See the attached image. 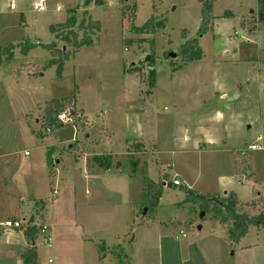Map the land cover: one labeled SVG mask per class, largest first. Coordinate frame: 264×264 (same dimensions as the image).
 Segmentation results:
<instances>
[{
  "label": "rangeland",
  "instance_id": "1",
  "mask_svg": "<svg viewBox=\"0 0 264 264\" xmlns=\"http://www.w3.org/2000/svg\"><path fill=\"white\" fill-rule=\"evenodd\" d=\"M207 1L44 0L39 11V0H0V46L53 42L61 52L62 47L63 53L70 52L71 47L49 31V26L65 21L70 9L76 22L86 13L100 25L92 46L69 53L60 77L56 65L42 68L50 54L40 46L24 55L19 45L12 59L1 63L0 222L27 215L35 195L47 210L42 222L55 221L56 232L73 226L74 218L83 225L88 216L84 190L94 182L92 200L100 197L105 202L93 206L106 218L104 224L94 220L105 227L96 252H105L103 264H119L126 253L132 260L124 264H153L155 237L151 233L144 248L138 244L142 229L137 226L143 224L141 220L154 221L175 238L190 239L196 226L184 231L177 223L200 218L202 211L184 203L186 185L199 193L219 192L225 180L233 188L229 192L235 191L243 202L251 200L254 191L264 199V15L256 0H213L208 30L197 34ZM151 14L164 19L165 27L136 32L133 26H141ZM182 34L198 39L203 53L199 60L187 64L176 56ZM64 97H73V119L84 117V125L67 120L50 136L39 137L35 132L41 125L43 103ZM253 142L261 149L249 151ZM48 149L51 164L46 159ZM239 151L250 152L252 170L243 164L241 170L235 168L233 154ZM109 152L108 170L91 162L92 155ZM248 171L252 177L245 179L243 172ZM176 173L186 183L183 189L170 183ZM163 174L168 179L162 182L150 215L146 207L140 210L143 180L157 182ZM133 219L136 222L131 224ZM128 221L129 240L136 236L133 247L127 237L123 243L125 236L116 240L114 233ZM7 233L0 240V264H16L19 244L10 243L17 239L16 233L15 238ZM252 234L251 230L245 239ZM34 242L35 264H46L53 257L51 246L41 233Z\"/></svg>",
  "mask_w": 264,
  "mask_h": 264
},
{
  "label": "trees",
  "instance_id": "2",
  "mask_svg": "<svg viewBox=\"0 0 264 264\" xmlns=\"http://www.w3.org/2000/svg\"><path fill=\"white\" fill-rule=\"evenodd\" d=\"M213 0H208L206 6H203L201 11V23L197 29V34H204L208 29L206 27V20L209 14L210 5ZM257 8L260 13L264 15V0H256ZM121 15H124V8H121ZM165 20H158L154 15L150 17L139 27L133 26L136 32H150L155 31L160 27H165ZM100 30V25L98 21L92 20L90 15L84 14L79 22H76L75 13L73 9L68 11V16L64 22L49 26V31L54 34L56 39L62 40L64 43L71 47L70 52H77L83 47H89L94 44L95 36ZM78 32L81 33L78 36ZM184 38L182 44L178 46V52L176 56L179 55L183 63L190 64L194 61L199 60L203 53L198 44V39L196 37L187 39L184 34L181 35ZM20 45V52L22 54H27L28 51L36 46L47 50L50 54V59H48L42 68L49 65H56L57 77L61 76V69L63 62L67 59L69 51L62 54L61 50L56 47L55 43L51 44H7L0 46V66L3 61L9 62L13 57V50L15 47ZM154 85L153 80V70L148 73V87L152 88ZM42 119L40 128L35 132L39 137L50 136L57 129L61 127V122L57 120V115L61 112H66L70 118L72 124L84 125L86 119L84 117H76V111L74 109L73 97L64 98H52L43 103L42 107ZM69 122V121H68ZM129 156V155H128ZM131 159V157H129ZM47 162L49 163V149L47 151ZM234 166L238 170H241V165L243 164L245 169H251V154L249 151L245 152H235L233 154ZM91 162L98 165L102 170H108L112 166V155L111 154H94L91 157ZM51 164V163H49ZM243 168V167H242ZM245 179L252 177L251 172H243ZM49 177L53 176L52 169L48 172ZM168 179L167 174H163L162 177L157 181H153L149 178L143 180L142 194H141V206L146 207V213L152 214L153 210L158 204L160 194L162 192L163 181ZM170 183L173 185L172 180ZM50 185L52 182L50 181ZM175 186V185H174ZM183 189V186L177 185ZM51 191L54 192L53 188L50 187ZM185 193L184 203L191 204L196 207V212H204L209 214L211 218L216 219L222 229H224L226 236L225 240L228 245L236 244L239 240L246 235L249 227L254 226L257 228H262L264 230V199L261 193L254 191L253 197L247 202L239 200L234 192H227L225 194H219L216 192L199 193L189 187L183 189ZM33 212L42 219L46 208L44 201L41 199L35 200L33 202ZM147 215V214H145ZM149 218V217H148ZM147 218V220H148ZM144 220V219H143ZM141 223H145L142 221ZM180 228L184 231H190L193 228V221H186L182 223H177ZM27 226L22 230L23 236L26 241V246L20 248L19 259L21 264H35L36 263V247H30L31 243L36 239L37 235L40 233L41 225L36 226L35 224H26Z\"/></svg>",
  "mask_w": 264,
  "mask_h": 264
},
{
  "label": "crops",
  "instance_id": "3",
  "mask_svg": "<svg viewBox=\"0 0 264 264\" xmlns=\"http://www.w3.org/2000/svg\"><path fill=\"white\" fill-rule=\"evenodd\" d=\"M105 154L112 155V153L110 152ZM231 162L232 160L230 161V164ZM42 166L45 168V165ZM231 171L232 167L229 169V172ZM174 176L180 180L181 185H186V183H184L183 179H180V176L177 173ZM224 179H226V176H224ZM98 183L99 186L105 188V186H103L100 182ZM90 184H87L84 190L83 206L86 208L84 213H87L88 216L84 218L83 225L77 222L76 218H74L72 224L73 226H75V228L73 226H68L58 233L55 231L57 223L53 221L52 223L50 222V225H48V223H44V221L42 222V219L46 213H44L42 219H39L38 216L33 212V206L27 208V215L21 218H13L23 221V229L27 226L26 222H28L29 224H35L36 226L44 223V225L47 226L48 235L50 237V243L48 245L51 246V252H53L52 254L54 257H48V259L51 258L53 264H103L106 260L104 251H100L99 255L96 254V252L99 253V249L97 248L99 244L97 242L100 241L103 237V231L105 230V227H99L98 225H95L94 222V220H98L103 221L104 224L106 223V218L104 216H101L102 213L97 211L95 207H93L95 205H104L103 203L105 202L100 197H95L94 200H92L91 192H96L95 190H93L96 185L94 182L91 184L92 186ZM228 184L229 182L223 180L220 185L221 190L219 192H210L225 194L229 192L230 189H233L229 188ZM186 187L189 186L186 185ZM234 193L237 196V193L235 191ZM75 194L76 191L73 192L74 201ZM138 194V198H140V192H138ZM59 196H57V199H59L58 201H60ZM238 196L237 198L240 199ZM33 197L34 201L41 199L40 197L38 199V196H36V198L35 195ZM73 206L76 207V204H74ZM73 211L75 212L74 208ZM205 216L206 214L203 213V215L197 219L192 220L191 217L187 218L188 221H193V225L196 226V232L193 231L191 235L192 237L187 240H180L175 238L170 231H165V229H163L161 225L156 224L154 221L145 222L143 223L144 225L141 224V226H137L139 229H142L139 237L140 242H138V244L140 243V245L145 248V243L147 242L146 240L153 234L152 237H155L156 240V258L151 259V262L153 264H264V230L262 228L252 226V229H250L249 227L246 235L241 238L238 243L234 245H228V242L225 240V236H223L224 231L220 228L218 221L211 218L210 215H208V228L204 230ZM30 218H32L31 222ZM214 220L215 223H212ZM133 222L136 221L133 219L131 224H133ZM140 222H142V220ZM162 223L163 222H160V224ZM131 224H129V221L124 223L123 225H121V227L123 226L121 228V231L115 230L114 233L117 237L116 240L121 238V236H125V239H123L122 242H126L128 238L127 241L130 242L131 247H133V245L137 242L135 234L132 235L131 239L129 240L131 231H129L128 229L132 227ZM59 226H61V224H59ZM88 229H90L91 231L89 233V236L85 237L84 232ZM251 230L253 234L249 236V239H245L251 232ZM4 232H10L7 233V237H14V233H16L15 237L17 239L15 240V242L10 243L19 244L17 254L18 259L16 261V264H21V261L19 259L20 248L26 246L27 244L22 230L16 229L12 231H6L0 228V240L3 238ZM118 233H120V235H118ZM5 240L8 239L6 238ZM142 243H144L145 245H143ZM32 244L35 245L34 247H36L34 241L31 243V245ZM135 247L136 245L134 246V250ZM121 259H123V261L120 260L119 264H124V260H132V257H130L128 253H126L125 256H123ZM141 264H143V262Z\"/></svg>",
  "mask_w": 264,
  "mask_h": 264
},
{
  "label": "built area",
  "instance_id": "4",
  "mask_svg": "<svg viewBox=\"0 0 264 264\" xmlns=\"http://www.w3.org/2000/svg\"><path fill=\"white\" fill-rule=\"evenodd\" d=\"M43 2L44 0H39L38 5H37V10L42 11L43 10ZM13 5L10 4V8H12ZM57 120L59 122H65V121H69L70 118L68 117L66 112H61L57 115ZM261 149V146L257 143V142H253L251 144L248 145V150L249 151H254V150H259ZM25 154H27V152H25ZM243 177L245 178V174H243ZM172 183L173 185L177 186L180 185V181L177 177H173L172 179ZM28 224V222H26ZM23 225V221L21 220H17V219H6L3 222H0V228L4 229V230H16V229H21ZM40 233L43 234V241L44 243L49 244L50 243V237L48 235V230H47V226L42 224L41 228H40ZM182 236L185 237L186 234L185 232H181ZM35 245H31V247H34ZM46 264H52V259L49 258L47 260Z\"/></svg>",
  "mask_w": 264,
  "mask_h": 264
},
{
  "label": "water",
  "instance_id": "5",
  "mask_svg": "<svg viewBox=\"0 0 264 264\" xmlns=\"http://www.w3.org/2000/svg\"><path fill=\"white\" fill-rule=\"evenodd\" d=\"M63 50H64V47H62V53H63ZM148 59H149V57L146 56L144 60L146 61V60H148ZM203 213H204V212H201V213H200V217L203 215ZM31 221H32V218H30V222H31Z\"/></svg>",
  "mask_w": 264,
  "mask_h": 264
}]
</instances>
